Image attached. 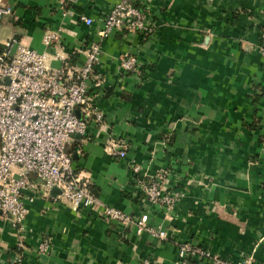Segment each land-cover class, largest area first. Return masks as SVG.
Listing matches in <instances>:
<instances>
[{
	"label": "crops",
	"instance_id": "crops-1",
	"mask_svg": "<svg viewBox=\"0 0 264 264\" xmlns=\"http://www.w3.org/2000/svg\"><path fill=\"white\" fill-rule=\"evenodd\" d=\"M115 1L0 0L10 6L0 41L45 49L50 66L79 64L88 43L99 45L87 92L100 118L75 106L86 128L67 149L93 193L129 216L122 223L34 193L23 199L21 225L0 212V264H177L179 240L264 264V0H128L153 30L99 36ZM46 29L56 31L48 46ZM126 55L133 70L120 65ZM138 176L180 191L166 215L143 198ZM145 210L165 237L135 233L133 218ZM42 239L46 251L36 248Z\"/></svg>",
	"mask_w": 264,
	"mask_h": 264
},
{
	"label": "built area",
	"instance_id": "built-area-1",
	"mask_svg": "<svg viewBox=\"0 0 264 264\" xmlns=\"http://www.w3.org/2000/svg\"><path fill=\"white\" fill-rule=\"evenodd\" d=\"M9 10V5L0 2V19ZM79 18L85 24L92 21L85 15ZM122 27L144 32L154 28L144 10L128 0H116L103 17L97 33L105 36L112 29ZM55 38L56 31L46 29L41 42L48 46ZM259 38L258 50L264 61V28ZM98 54L99 45L88 43L81 63L50 66L45 49L37 51L15 36L0 41V212L15 227L21 225L26 212L23 199H30L34 193L47 197L52 186L58 189L52 197L74 210L96 208L95 211L104 217L122 223L129 219L127 213L104 203L93 193L87 177L75 170L71 151L67 149L72 135L83 134L86 128V120L76 115L75 106L84 115L93 112L95 118H100L87 92ZM54 57L63 58L59 53ZM135 61V57L126 55L120 65L126 71L133 70ZM124 153L123 148L116 151L118 156ZM132 169L138 168L134 165ZM136 184L143 198L159 207L164 215L172 209L180 193L177 189L166 192L157 180L142 176L137 177ZM147 212L134 216L135 233L147 231L165 237V229L147 221ZM47 247L45 239L36 246L38 251H46ZM14 260H19L18 254ZM202 261L206 264H252L250 255L229 260L205 245L189 240L177 242V264H200Z\"/></svg>",
	"mask_w": 264,
	"mask_h": 264
},
{
	"label": "water",
	"instance_id": "water-1",
	"mask_svg": "<svg viewBox=\"0 0 264 264\" xmlns=\"http://www.w3.org/2000/svg\"><path fill=\"white\" fill-rule=\"evenodd\" d=\"M71 156H72L73 159L76 158L77 155L75 154L74 150H73V152H71ZM49 192H50V194L54 195L56 192H58V189L55 186H52L50 188Z\"/></svg>",
	"mask_w": 264,
	"mask_h": 264
},
{
	"label": "rangeland",
	"instance_id": "rangeland-1",
	"mask_svg": "<svg viewBox=\"0 0 264 264\" xmlns=\"http://www.w3.org/2000/svg\"><path fill=\"white\" fill-rule=\"evenodd\" d=\"M174 196V195H173Z\"/></svg>",
	"mask_w": 264,
	"mask_h": 264
}]
</instances>
